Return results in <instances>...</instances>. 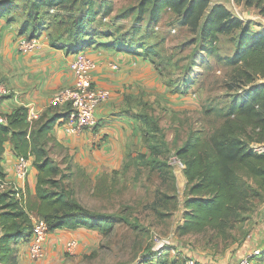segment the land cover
I'll use <instances>...</instances> for the list:
<instances>
[{
    "label": "rangeland",
    "instance_id": "374dc122",
    "mask_svg": "<svg viewBox=\"0 0 264 264\" xmlns=\"http://www.w3.org/2000/svg\"><path fill=\"white\" fill-rule=\"evenodd\" d=\"M213 1L224 2L234 13L249 21L254 31L264 28V15L256 7L235 0ZM16 2L18 6L0 18V49L7 48L1 37L3 28L4 33L8 30L14 33L12 42L18 48L19 38L28 37L36 23L21 34L23 22L28 18L29 3L25 0ZM139 2L107 0L108 6L100 8L94 20L104 31L100 38L127 39L137 14L132 7ZM43 10L38 16L39 37L45 33L58 34L63 28L59 21L66 12L61 7H53L46 15ZM141 25L138 35H144L146 43L155 44L159 55H140L147 64L138 61L134 66L130 72L133 80L126 81L128 91L123 98L130 103L129 109H143L142 113H151L155 109L152 114L160 128L148 134L144 131L145 122H141L140 132L134 133L120 166L97 176L74 162L60 144L51 148V156L60 162L63 170L62 184L69 198L92 211L115 214L118 219L110 229L94 228L89 243L84 247L79 244L75 253L67 252L66 246L62 245L49 259L46 256L44 260L22 263L23 258L14 255L6 262L0 259L1 264H186L187 255L210 264H237L241 256L257 248L263 252L255 256L254 264H264V195L252 200L250 211L236 222L229 235L220 236L213 231L178 233V227L184 221L188 184L175 155L193 130H209L223 120V113L236 91L228 90L225 85L232 67L221 56L233 53L235 42L229 35H221V56L213 53L206 56L205 52H200L198 35L176 22L170 10L163 13L153 29L146 30L145 21ZM120 66L111 65L113 69H120ZM135 75H142L144 81H136L140 78L136 79ZM110 91L109 99L118 93L111 88ZM53 112L62 113L56 109ZM28 118L31 121L38 119ZM90 130L93 129L78 134ZM29 199L34 200L35 194ZM16 243H11L12 256ZM178 244H184L185 251L177 248Z\"/></svg>",
    "mask_w": 264,
    "mask_h": 264
},
{
    "label": "trees",
    "instance_id": "16d2710c",
    "mask_svg": "<svg viewBox=\"0 0 264 264\" xmlns=\"http://www.w3.org/2000/svg\"><path fill=\"white\" fill-rule=\"evenodd\" d=\"M16 1L0 0V18L18 6ZM25 1L29 3L28 18L23 22L21 34L36 22L28 37L41 35L37 33L39 12L44 9L47 15L51 8L61 7L66 12L59 21L63 28L58 34L48 35V41L52 47L66 48L69 52L103 44L141 56H158L157 46L146 43L145 36L138 34L142 21L146 22V30L153 29L166 10L174 13L176 22L198 35L200 52H205L206 56L212 53L221 56L220 36L231 37L235 42L233 53L221 58L232 67L225 85L236 94L228 103L221 123L202 132L193 130L176 154L186 164L184 173L188 184L184 221L178 227V233L213 231L220 236L229 235L236 222L250 211L252 200L264 195V148L257 151L253 147L254 144L264 146V28L254 31L249 21L221 1L140 0L132 7L137 14L127 39L102 41L100 35L104 31L95 25L94 20L100 8L108 6L107 0ZM235 1L254 6L264 15V0ZM9 20H13V16ZM4 97L0 96V101ZM63 114L46 113L31 121L28 109L18 107L6 113L7 122H0L1 177L6 175L2 161L9 144L17 155H34L37 169L34 200L30 201L29 190H0V225L3 230L0 259L3 262L11 258L13 241L31 237L36 216L44 218L51 231L81 227L107 230L118 219L115 214L92 211L69 198L62 184L63 170L60 162L51 156L50 145L54 141L52 129ZM138 116L146 124V133L160 128L152 113L141 112ZM183 245L178 244L177 248L185 251Z\"/></svg>",
    "mask_w": 264,
    "mask_h": 264
},
{
    "label": "crops",
    "instance_id": "0c3cea01",
    "mask_svg": "<svg viewBox=\"0 0 264 264\" xmlns=\"http://www.w3.org/2000/svg\"><path fill=\"white\" fill-rule=\"evenodd\" d=\"M4 31L5 28L1 32V37L7 43V48L0 49V79H6L5 83L11 93L5 95L0 101V113L6 114L18 107H26L30 117L34 114L39 117L46 113L51 114L55 109L64 113L65 110L62 107H54L50 101L58 90L74 82L69 63L75 57V52H69L66 48L52 47L48 41L49 36L45 32L41 36V48L33 52L20 51L16 48L15 42H12L14 33L9 30L4 33ZM100 40L107 41L102 38ZM84 50L97 62L93 74L95 83L118 93L115 92L111 99L98 106L97 124L93 130L87 131L88 133L69 134L61 124L55 125L51 132L54 137L51 148L57 143L60 144L64 150L68 151L74 162L97 176L120 166L135 136L134 133L136 130L140 132L138 129L143 121L138 114L143 112V109H129L130 103L126 102L123 94L128 91L125 87L128 84L126 81L133 80L130 72L135 68L134 66L138 61L147 63L140 55L114 46L94 44L84 47ZM113 61L121 65L120 69L111 67ZM137 78H140L136 80L138 82L144 81L142 75H137ZM152 110L155 111V109ZM17 159L18 155L9 144L2 161L6 179L16 183L24 192L29 190L32 196L36 192L37 182L35 156H30L32 167L27 180L15 175ZM93 232L94 229L85 227L60 228L51 231L46 242V259L57 253L70 238H77L81 247H84L89 243ZM16 242L11 257L17 258L19 255L23 258L22 263L32 260L28 254L29 239Z\"/></svg>",
    "mask_w": 264,
    "mask_h": 264
},
{
    "label": "built area",
    "instance_id": "2783aa9c",
    "mask_svg": "<svg viewBox=\"0 0 264 264\" xmlns=\"http://www.w3.org/2000/svg\"><path fill=\"white\" fill-rule=\"evenodd\" d=\"M41 37L21 36L18 41L20 51L33 52L41 48ZM70 69L74 76V82L58 90L51 98L50 104L54 107H62L65 111L59 120V124L63 126L68 133H82L87 129H94L97 124L96 110L100 104L107 101L111 97V91L108 88L98 86L95 83L92 71L96 69L97 62L91 57L86 50L80 49L75 52V57L70 60ZM111 65L118 67L117 62ZM10 88L5 82L0 81V96L10 94ZM32 118H39L34 114ZM0 122H7V116L0 113ZM254 149L262 150L261 146L254 144ZM176 163L182 169L186 167L185 162L175 155ZM31 162L25 155H19L15 164V175L23 180H27L31 171ZM19 189L16 183L10 182L0 175V190ZM51 230L47 221L41 217H34V225L32 235L29 238V256L34 261H40L47 256L46 242ZM159 240V239H158ZM80 241L77 238H70L66 241V251L75 253ZM262 249L257 248L250 254L240 257L237 264H254L256 255L262 253ZM186 264H209L206 261L187 255L185 257ZM1 264V263H0Z\"/></svg>",
    "mask_w": 264,
    "mask_h": 264
}]
</instances>
